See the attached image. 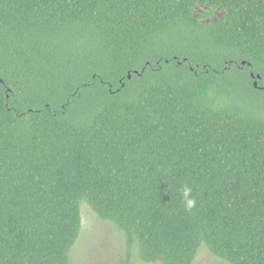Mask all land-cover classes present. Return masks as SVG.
<instances>
[{"label": "trees", "instance_id": "obj_1", "mask_svg": "<svg viewBox=\"0 0 264 264\" xmlns=\"http://www.w3.org/2000/svg\"><path fill=\"white\" fill-rule=\"evenodd\" d=\"M261 86L264 0H0V264H69L82 201L144 262L264 264Z\"/></svg>", "mask_w": 264, "mask_h": 264}, {"label": "rangeland", "instance_id": "obj_2", "mask_svg": "<svg viewBox=\"0 0 264 264\" xmlns=\"http://www.w3.org/2000/svg\"><path fill=\"white\" fill-rule=\"evenodd\" d=\"M196 15L203 21H216L223 17L224 10L209 8L198 3ZM208 13L206 16L201 14ZM263 110V109H262ZM260 111L263 116L264 111ZM81 229L69 253V264H161L159 262H144L138 256L137 247L127 252L126 239L117 225L107 219L100 218L91 210L86 201L80 204ZM192 264H226V262L212 253L204 245L198 251Z\"/></svg>", "mask_w": 264, "mask_h": 264}, {"label": "clouds", "instance_id": "obj_3", "mask_svg": "<svg viewBox=\"0 0 264 264\" xmlns=\"http://www.w3.org/2000/svg\"><path fill=\"white\" fill-rule=\"evenodd\" d=\"M190 193H191V189L188 188V187H185L184 188V198H185V201H186V207L188 209H191V208H193L195 206V200L189 198L190 197Z\"/></svg>", "mask_w": 264, "mask_h": 264}, {"label": "water", "instance_id": "obj_4", "mask_svg": "<svg viewBox=\"0 0 264 264\" xmlns=\"http://www.w3.org/2000/svg\"><path fill=\"white\" fill-rule=\"evenodd\" d=\"M242 64H244V61L242 62ZM251 76L252 77H254V74L253 73H251ZM130 77V76H129ZM257 78H259V75H257ZM253 85H254V87H257V80H254V82H253Z\"/></svg>", "mask_w": 264, "mask_h": 264}, {"label": "flooded vegetation", "instance_id": "obj_5", "mask_svg": "<svg viewBox=\"0 0 264 264\" xmlns=\"http://www.w3.org/2000/svg\"><path fill=\"white\" fill-rule=\"evenodd\" d=\"M257 87H258V85H257ZM259 88H264V86H261V87H259Z\"/></svg>", "mask_w": 264, "mask_h": 264}]
</instances>
